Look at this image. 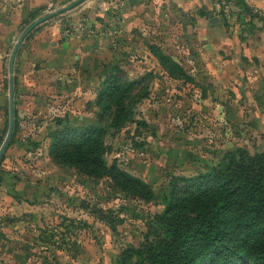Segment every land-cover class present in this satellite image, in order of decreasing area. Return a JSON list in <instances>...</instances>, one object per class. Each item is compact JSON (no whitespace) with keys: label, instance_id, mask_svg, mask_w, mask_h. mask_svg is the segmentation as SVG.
Listing matches in <instances>:
<instances>
[{"label":"rangeland","instance_id":"374dc122","mask_svg":"<svg viewBox=\"0 0 264 264\" xmlns=\"http://www.w3.org/2000/svg\"><path fill=\"white\" fill-rule=\"evenodd\" d=\"M73 1L0 0V147L13 47L32 22ZM86 1L33 27L15 55L14 129L0 158V264H121L123 249L152 231L173 177L206 172L229 149L264 145V0H241L250 10L228 0L229 21L214 0L186 8L170 0H95L102 22L79 12ZM211 17L224 22L217 35L227 48L217 42L208 50L198 35L206 30L200 18ZM55 23L60 47L70 36L83 40L76 56L49 53L48 43L36 48ZM156 53L186 76H170ZM115 67L121 81H136L127 94L132 119L143 123L109 126L113 104L103 113L97 96ZM67 125L105 127L107 165L145 181L152 198L55 163L52 134Z\"/></svg>","mask_w":264,"mask_h":264},{"label":"trees","instance_id":"16d2710c","mask_svg":"<svg viewBox=\"0 0 264 264\" xmlns=\"http://www.w3.org/2000/svg\"><path fill=\"white\" fill-rule=\"evenodd\" d=\"M238 3L250 10L244 1ZM157 56L170 76H186L169 55ZM116 70L97 96L103 113L113 104L109 126L143 123L132 119L127 94L136 81H121ZM106 133L103 126L56 129L49 155L81 175L107 177L121 192L150 200L152 189L145 181L115 163L107 165ZM151 229L137 246L123 249L121 264H264V145L254 152L229 149L208 171L173 177Z\"/></svg>","mask_w":264,"mask_h":264},{"label":"crops","instance_id":"0c3cea01","mask_svg":"<svg viewBox=\"0 0 264 264\" xmlns=\"http://www.w3.org/2000/svg\"><path fill=\"white\" fill-rule=\"evenodd\" d=\"M39 1V0H37ZM172 3L176 4L179 8L180 7H191V6H196L198 5V3H200V0H170ZM206 1V0H205ZM256 5L259 4V2H261L260 0H253ZM87 3H83L84 5L82 6V8L79 9L80 13H86V14H90L88 12H92L90 15L95 14V16L99 17L101 20L100 22H102L104 19H102L103 17H105V13L103 12L102 9H100L99 6H101L99 3H96L95 0H87ZM139 1L135 0L133 2V5L137 6V3ZM247 2V0H246ZM136 3V4H135ZM206 3V2H205ZM264 3V2H262ZM89 4H92L91 7L92 8H86L85 6H90ZM208 4V3H206ZM262 6H264V4H260ZM218 21L216 22H210V19H201L200 18V23H205L206 25V30L204 29L203 33H198V35H203L205 36V38L208 40V44L206 46V48H208V50L210 48L213 47V45L217 44V42H223L222 46H224L225 48H227V44L228 41L222 40V37H218V33L221 31V29L224 27V22L221 21L220 18H218ZM206 22L208 24H206ZM52 23V22H51ZM99 24V23H98ZM263 32V31H262ZM41 36V42L38 43L36 45V48L41 49L45 43H48L45 48L43 49H47L49 50V53L52 54H58V52H62V54H64L66 57L73 55H75V52H79L82 49V45H83V40L81 39H77L75 38V36H70L68 38H66V46H63V43H65L64 41L61 42V47L58 45V41H60L61 39V25L59 23H55V24H48L47 26L44 27V30H42V34ZM234 45V43H233ZM233 48V47H232ZM46 53V54H49ZM54 56V55H53Z\"/></svg>","mask_w":264,"mask_h":264},{"label":"water","instance_id":"95a60500","mask_svg":"<svg viewBox=\"0 0 264 264\" xmlns=\"http://www.w3.org/2000/svg\"><path fill=\"white\" fill-rule=\"evenodd\" d=\"M82 0H75L72 3L52 12V14H57L60 13L64 10L70 9L73 6L77 5L79 2H81ZM52 14H48L45 16L40 17L39 19L35 20L34 22H32L24 31L23 33L19 36V38L17 39L12 53H11V57H10V64H9V128H8V132L6 134V137L0 147V158L4 152V150L6 149V146L11 138V135L13 133V126H14V106H13V65H14V59H15V55L17 53L18 47L20 45V43L22 42V40L24 39V37L26 36V34L33 28L35 27L37 24L41 23L42 21H44L46 18L50 17ZM218 21L217 17H211L210 18V22H216Z\"/></svg>","mask_w":264,"mask_h":264},{"label":"built area","instance_id":"2783aa9c","mask_svg":"<svg viewBox=\"0 0 264 264\" xmlns=\"http://www.w3.org/2000/svg\"><path fill=\"white\" fill-rule=\"evenodd\" d=\"M217 10L222 13L224 18L229 21L231 19V11L228 9V0H214Z\"/></svg>","mask_w":264,"mask_h":264}]
</instances>
